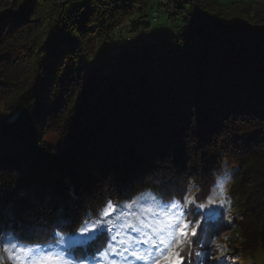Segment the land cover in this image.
<instances>
[{
	"label": "trees",
	"instance_id": "16d2710c",
	"mask_svg": "<svg viewBox=\"0 0 264 264\" xmlns=\"http://www.w3.org/2000/svg\"><path fill=\"white\" fill-rule=\"evenodd\" d=\"M153 1L0 0V227L43 244L146 190L203 203L230 154L231 250H264V0H168L181 34L88 61Z\"/></svg>",
	"mask_w": 264,
	"mask_h": 264
},
{
	"label": "snow or ice",
	"instance_id": "6c2138e0",
	"mask_svg": "<svg viewBox=\"0 0 264 264\" xmlns=\"http://www.w3.org/2000/svg\"><path fill=\"white\" fill-rule=\"evenodd\" d=\"M219 194L223 196V183L217 182ZM196 204L202 220L187 219L188 204ZM223 199L219 202L222 207ZM216 201L209 199L207 204L196 203L194 197L181 200H165L161 193L146 190L129 203L111 200L99 212V219L86 216L84 226L78 231L53 232L55 242L30 244L15 234L5 235L3 243L10 246L8 259L11 264H203L202 257L209 255L202 247L201 235L216 212ZM127 215V219H125ZM135 217V222L131 217ZM107 233L109 242L106 249L90 253L88 247L101 235ZM193 238H196L195 241ZM194 247L201 251L193 252ZM0 264H3L0 259Z\"/></svg>",
	"mask_w": 264,
	"mask_h": 264
},
{
	"label": "rangeland",
	"instance_id": "374dc122",
	"mask_svg": "<svg viewBox=\"0 0 264 264\" xmlns=\"http://www.w3.org/2000/svg\"><path fill=\"white\" fill-rule=\"evenodd\" d=\"M221 1L231 2L233 0ZM1 9L2 5H0V12ZM169 9L173 10V6L170 5L168 0H154L151 8L147 11L144 17H142L139 10L136 11L133 16L128 17L121 24L120 28L114 30L109 40L100 42L98 52L95 56H89L88 61L93 64L95 62H103L105 56L110 57V60L107 62L108 64L106 66V70L111 71L118 65L116 54L120 51L122 46L129 45L138 40L155 39L164 35L181 34L182 26L184 25V15H172ZM46 140L57 149L63 148L66 144L65 139L56 132L48 133ZM237 165L236 160L232 158L230 154H226L224 156L219 177L213 185L209 198L206 201H203L204 204H207L209 199H214L216 201V205H214V207L217 209L214 218L207 225H204L203 222L201 223V227L205 228V233L201 235L200 230H197V236L202 240L203 249L207 250L209 253L208 260H206V258H202L203 264H256L257 261L259 264H264V250H255L256 252L253 253L243 249L240 245H236V249L231 250V242L228 239V235L240 219L233 206L225 207L228 199V193L231 191L232 184L234 182L233 175L238 168ZM217 182L223 183V196L219 194V188L215 187ZM196 191L197 188L195 187L187 197L195 198L194 194ZM222 199L224 204L221 207L219 202ZM187 213V219L189 220H202V216L198 214L196 204H188ZM127 218V215H125V219ZM131 219L135 222L134 216L131 217ZM91 222L92 221L88 223ZM7 225L8 224L6 223L0 227V259H2L3 264H11L8 259V250H10V246L3 243L4 236L10 235L13 231L9 230ZM195 239L196 238H193L194 241ZM193 249L196 251L201 250L200 247H194ZM196 259L197 258H195V261Z\"/></svg>",
	"mask_w": 264,
	"mask_h": 264
},
{
	"label": "built area",
	"instance_id": "2783aa9c",
	"mask_svg": "<svg viewBox=\"0 0 264 264\" xmlns=\"http://www.w3.org/2000/svg\"><path fill=\"white\" fill-rule=\"evenodd\" d=\"M62 2H65V1H67V0H61Z\"/></svg>",
	"mask_w": 264,
	"mask_h": 264
}]
</instances>
